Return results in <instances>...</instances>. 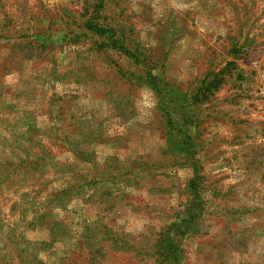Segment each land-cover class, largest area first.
Here are the masks:
<instances>
[{
	"label": "rangeland",
	"instance_id": "obj_1",
	"mask_svg": "<svg viewBox=\"0 0 264 264\" xmlns=\"http://www.w3.org/2000/svg\"><path fill=\"white\" fill-rule=\"evenodd\" d=\"M1 66L0 264H264V0H0Z\"/></svg>",
	"mask_w": 264,
	"mask_h": 264
},
{
	"label": "trees",
	"instance_id": "obj_2",
	"mask_svg": "<svg viewBox=\"0 0 264 264\" xmlns=\"http://www.w3.org/2000/svg\"><path fill=\"white\" fill-rule=\"evenodd\" d=\"M92 14L96 13V9L94 8L92 11ZM89 11L88 10H83V12L81 13L82 16L88 14ZM98 17V16H97ZM99 18V17H98ZM84 28L96 33H101L99 34L97 37H93V34H89V35H83L80 34L77 37L75 36L74 38L79 42L85 43L89 46V50H92V47L94 46L96 48V51H101V49H108V48H113V50H115V47H120V49L123 51V53H121L122 55L126 56V58L130 61H136L137 60V49L131 50L132 47H127L124 44L128 42V39L125 37L122 38H115L113 37V35L109 34L111 31L109 30H104V27L102 26V24L100 23L99 20H95L94 18H89L88 20H86V22L84 23ZM109 34V35H108ZM119 43V44H118ZM121 43V45H120ZM132 46V44H131ZM139 51V50H138ZM103 53V51L101 52ZM139 63L144 66V69H142L143 71L146 70L145 75L138 77L140 80H152L155 78L154 76L151 75L150 71L152 69V64H148L146 63V59L143 58L139 60ZM150 66V67H149ZM3 67H0V70H2ZM141 70V71H142ZM221 84V80H213L210 83V86L212 87L210 90L207 89L205 91H208L207 95L210 94V92L216 90L219 85ZM204 96V94H201V98ZM187 148V147H186ZM191 192H192V198H191V203L193 205L194 208L200 207L201 206V200H200V195H202V192L205 188V182H203V177H196L189 185Z\"/></svg>",
	"mask_w": 264,
	"mask_h": 264
}]
</instances>
